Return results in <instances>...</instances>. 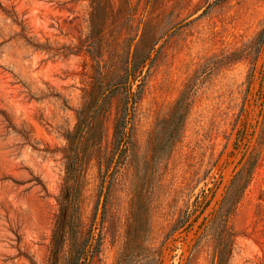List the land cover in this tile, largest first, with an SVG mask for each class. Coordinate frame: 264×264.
<instances>
[{"label":"rangeland","instance_id":"rangeland-1","mask_svg":"<svg viewBox=\"0 0 264 264\" xmlns=\"http://www.w3.org/2000/svg\"><path fill=\"white\" fill-rule=\"evenodd\" d=\"M263 28L264 0H0V264H216L225 227L219 264H264ZM144 56L117 151L100 95Z\"/></svg>","mask_w":264,"mask_h":264},{"label":"trees","instance_id":"trees-1","mask_svg":"<svg viewBox=\"0 0 264 264\" xmlns=\"http://www.w3.org/2000/svg\"><path fill=\"white\" fill-rule=\"evenodd\" d=\"M257 42L260 46L264 45V28L260 32ZM147 58V56H144L128 60L123 67L121 75L112 82H106L100 95L101 108H106L114 96L118 95L122 100L121 114L114 129V143L115 150L117 151H121L123 147L127 148L128 143L126 142H129L128 140L130 139L131 116L140 101L144 89L146 75L143 72V66L146 63ZM79 114L82 116V112H79ZM84 120L85 118L81 120V124L84 123ZM81 126L82 125H79V129L76 131L77 133L69 136L73 144L75 137H77L76 134L81 130ZM70 173L72 174L71 171ZM73 195L74 193H71L65 197V199H69V207L74 204ZM74 235L75 234L73 233V240H75ZM229 235L230 232L227 227L218 233L217 254L215 255L214 261L216 264H219L218 257L223 253V241L227 239ZM57 245H59V242H57ZM99 247V241L93 246L88 244L76 246L73 242L69 254L66 257L65 264H89L90 258L99 251Z\"/></svg>","mask_w":264,"mask_h":264}]
</instances>
